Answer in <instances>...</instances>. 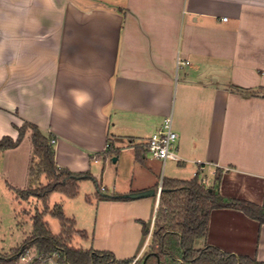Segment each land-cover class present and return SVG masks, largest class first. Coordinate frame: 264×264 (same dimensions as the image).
<instances>
[{
  "label": "crops",
  "instance_id": "1",
  "mask_svg": "<svg viewBox=\"0 0 264 264\" xmlns=\"http://www.w3.org/2000/svg\"><path fill=\"white\" fill-rule=\"evenodd\" d=\"M168 118L190 175L169 180L211 188L219 173L221 196L264 205V0H0V139L30 122L55 138L58 167L90 172L104 195L154 190L99 200L95 185L90 249L144 254L164 169L146 142ZM31 158L27 133L0 152V176L26 189ZM205 243L264 263V223L239 210H212Z\"/></svg>",
  "mask_w": 264,
  "mask_h": 264
},
{
  "label": "trees",
  "instance_id": "2",
  "mask_svg": "<svg viewBox=\"0 0 264 264\" xmlns=\"http://www.w3.org/2000/svg\"><path fill=\"white\" fill-rule=\"evenodd\" d=\"M15 128L18 133L17 138L0 139V152L18 147L25 135L29 133L32 145L29 182L26 189H17L10 185L7 187L16 196L17 201L37 198L41 201L43 209L31 216V234L7 258L13 260L22 250L35 246L47 253L58 252L68 264H132V259L118 261L112 253L107 251L81 250L69 246L67 241L72 235L76 234L82 238L86 235L83 231H77L74 228V220L67 218L59 207L55 206L53 211L49 210L48 201L52 193H59L73 199L78 195L79 183L92 180L97 188V199L120 198L104 195L90 172L74 173L66 168L58 167L54 160L55 138L52 135H44L38 126L26 121ZM111 153L112 149L108 147L103 157ZM220 178L218 173L214 186L211 188L202 185L197 176L188 181L163 179L158 209L151 230L150 249L133 264L161 263L168 255L166 253L168 247L165 245L169 240L175 242V251L179 253L180 264H264L247 256L223 252L205 243L212 210L235 209L257 220L260 224L264 223V205L257 206L243 200L224 198L217 189ZM85 200L90 202L89 197ZM47 214L58 219L60 224L58 235H52L47 223L43 220ZM139 223L142 226V236L146 237L150 232L149 226L142 221ZM199 241H202V244L197 246ZM4 258L0 255V263Z\"/></svg>",
  "mask_w": 264,
  "mask_h": 264
},
{
  "label": "rangeland",
  "instance_id": "3",
  "mask_svg": "<svg viewBox=\"0 0 264 264\" xmlns=\"http://www.w3.org/2000/svg\"><path fill=\"white\" fill-rule=\"evenodd\" d=\"M111 167H114L111 165ZM161 167V166H160ZM182 169L177 165V163L168 161L164 166V169L159 173V182L162 180H169L168 178H178L174 176H182L184 178H189L190 175H182ZM112 171H108L104 176V181L109 182L108 188H111V182L113 181ZM184 180V179H182ZM6 179L0 176V255L5 257L0 264H15L14 259H9L7 256L20 244L24 239L29 236L32 232V224L30 218L35 212L41 211L43 205L37 198H29L25 201H17L15 195L9 191L7 187ZM118 181L116 182L117 186ZM80 194L76 199L66 198L59 193H52L49 196L48 207L50 211H53L55 206L59 207L67 218L74 219L77 221V225L74 226L76 230L87 231L89 239L80 237L79 235H72L68 239V244L71 247L77 249H90L91 248V238L95 229V217L96 210L95 207L89 206L85 202L86 194L94 192L96 190L95 183L92 180H86L80 185ZM43 220L47 223L52 235H58L60 233V224L56 217L51 214L44 216ZM155 220V218H154ZM152 225H150V229ZM149 234L146 237L148 239ZM152 237L149 236L148 244L143 248L142 252L148 251L151 245ZM202 241L198 242L197 246H200ZM175 242L172 240L166 241V247L168 249L166 253L167 256L159 264H180ZM135 261H133L134 263ZM132 263V264H133Z\"/></svg>",
  "mask_w": 264,
  "mask_h": 264
},
{
  "label": "built area",
  "instance_id": "4",
  "mask_svg": "<svg viewBox=\"0 0 264 264\" xmlns=\"http://www.w3.org/2000/svg\"><path fill=\"white\" fill-rule=\"evenodd\" d=\"M223 18V21H226ZM183 62L178 58L176 61V68ZM177 134L172 130L171 119H166L162 126L153 132L147 139L146 151L147 154L154 159L161 161L163 167L168 161L175 163L182 162V159L177 154L175 144ZM161 187L157 190L159 197ZM15 264H68L58 252L47 253L39 250L35 246L28 247L22 250L14 259Z\"/></svg>",
  "mask_w": 264,
  "mask_h": 264
},
{
  "label": "water",
  "instance_id": "5",
  "mask_svg": "<svg viewBox=\"0 0 264 264\" xmlns=\"http://www.w3.org/2000/svg\"><path fill=\"white\" fill-rule=\"evenodd\" d=\"M154 195V190H146V191H142V192H138V193H131L128 195H123V196H119L116 198H122V199H136V198H144V197H148V196H152Z\"/></svg>",
  "mask_w": 264,
  "mask_h": 264
}]
</instances>
